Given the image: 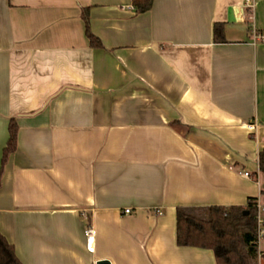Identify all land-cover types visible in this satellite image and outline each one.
<instances>
[{
  "label": "crops",
  "instance_id": "crops-1",
  "mask_svg": "<svg viewBox=\"0 0 264 264\" xmlns=\"http://www.w3.org/2000/svg\"><path fill=\"white\" fill-rule=\"evenodd\" d=\"M251 1L0 0V162L18 126L0 233L22 264H216L176 243V208H264V0Z\"/></svg>",
  "mask_w": 264,
  "mask_h": 264
},
{
  "label": "trees",
  "instance_id": "trees-1",
  "mask_svg": "<svg viewBox=\"0 0 264 264\" xmlns=\"http://www.w3.org/2000/svg\"><path fill=\"white\" fill-rule=\"evenodd\" d=\"M152 0H132L137 12L149 9ZM85 33L91 47H102V43L89 29L86 9L82 10ZM214 39L223 40L222 24L214 25ZM17 123L8 121V139L2 149L0 178L8 156L16 148ZM258 169L264 174V148L258 152ZM256 198H249L245 206L176 208V243L180 246H196L213 251L216 264L264 263V254H259L256 239ZM0 264H22L14 247L0 233Z\"/></svg>",
  "mask_w": 264,
  "mask_h": 264
},
{
  "label": "built area",
  "instance_id": "built-area-1",
  "mask_svg": "<svg viewBox=\"0 0 264 264\" xmlns=\"http://www.w3.org/2000/svg\"><path fill=\"white\" fill-rule=\"evenodd\" d=\"M244 3L246 6H252L253 3L251 0H244ZM252 37L253 40H257V41H263L264 42V31L262 32H255L252 31ZM250 128L253 127V124H249L248 125ZM245 176H248V173L245 172L243 173ZM131 210L126 208L124 209L125 213L130 212ZM256 239H257V243L259 241V239L262 237V235L264 234V208H260L257 206V212H256ZM84 234L87 240H91L93 238V229L91 227H86L84 229Z\"/></svg>",
  "mask_w": 264,
  "mask_h": 264
},
{
  "label": "water",
  "instance_id": "water-1",
  "mask_svg": "<svg viewBox=\"0 0 264 264\" xmlns=\"http://www.w3.org/2000/svg\"><path fill=\"white\" fill-rule=\"evenodd\" d=\"M96 264H109L107 261H98Z\"/></svg>",
  "mask_w": 264,
  "mask_h": 264
}]
</instances>
